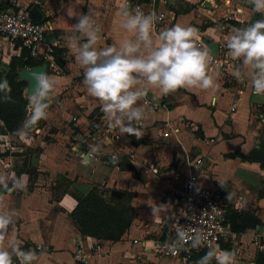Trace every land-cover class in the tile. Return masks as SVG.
Here are the masks:
<instances>
[{
	"label": "crops",
	"instance_id": "obj_1",
	"mask_svg": "<svg viewBox=\"0 0 264 264\" xmlns=\"http://www.w3.org/2000/svg\"><path fill=\"white\" fill-rule=\"evenodd\" d=\"M9 1L0 0V6H8ZM12 1L13 7H33L38 11L39 17L50 24L49 36L56 38L61 52L60 71L47 72L57 84L47 118L40 120V126L28 129L25 121L23 132L13 136L0 121V175L15 176L25 185L13 191L0 186V213L9 210L16 213L4 247L11 252L8 245L15 240L24 251L48 253L47 258L57 264H95L91 262L94 259H104V264H185L178 257L157 259L147 248L148 241L144 247L141 243L157 236V221L169 215L163 179L169 178L177 186L192 175L203 186L225 191L226 213L237 212L238 223L242 212L255 217L254 228L243 227V231L234 232L230 243L223 245L235 254L236 264H253L256 251L264 248V167L258 161L226 154L237 150L246 155L257 147V140L264 141V97L254 95L248 82H230L225 90L219 76L215 79L218 85L215 90L180 88L162 95L157 88H150L137 102L138 107L145 109L146 119L133 125L140 127L143 135L137 139L116 129L120 138L129 141L132 158L124 156L118 161L102 156L87 158L84 151L80 153L74 146V140L93 116L107 117L100 110L99 101L87 93L83 69L69 47L68 37L75 39L80 34L72 30L77 19L68 15V9L75 13L93 10L101 25L94 47L106 48L132 37L118 24L123 0H84L82 4L77 0ZM130 1L138 4L145 14L151 11L161 14L162 19L151 33L154 42L160 31L172 25L191 26L198 30L194 39L200 41L201 48H209L211 54L217 53L219 46L228 52L225 37L234 28L244 27L252 10L247 0ZM225 13L234 17L230 27L224 30L213 27L212 23L221 20ZM16 53L13 45L0 36V69L6 70L10 56ZM232 102L235 108L230 111ZM163 123L177 125L179 130L161 142L158 127ZM94 146L111 151L117 145ZM24 148L28 151H22ZM153 159L159 160V176L142 168L145 161ZM196 159L201 163L195 164ZM91 187L108 196L112 189L119 191L120 196L122 192L130 193L128 204L133 216L120 239L100 241L107 251L104 256H88L84 262H78L72 251L75 238L82 235L69 213L75 206V198ZM8 188H12L11 180ZM37 246L42 249H36ZM38 258L43 260V256ZM37 260L34 264L45 263Z\"/></svg>",
	"mask_w": 264,
	"mask_h": 264
},
{
	"label": "clouds",
	"instance_id": "obj_2",
	"mask_svg": "<svg viewBox=\"0 0 264 264\" xmlns=\"http://www.w3.org/2000/svg\"><path fill=\"white\" fill-rule=\"evenodd\" d=\"M83 2L77 0L78 4ZM247 2L252 5L253 12L264 14V0ZM68 15H75L77 19L72 30L80 36L68 39L69 47L83 69V84L87 93L99 101L108 126L118 129L120 134L134 135L137 139L143 135L141 128L133 125L146 119L145 109L138 107L137 102L147 95L150 88H157L162 95H167L180 88L215 90L218 87L215 79L219 73L210 70L213 61L211 50L197 46L194 38L198 30L194 27L172 25L160 31L154 42L151 33L162 17L155 11L145 14L139 7L132 9L129 0H123L118 24L132 37L98 49L94 45L99 39L101 25L97 23L93 10L89 8L87 13H75L68 9ZM81 39L85 42L80 43ZM225 46L233 62L241 61L233 68V77L239 83L248 82L254 95L264 97V18L247 23L245 27L234 28L225 37ZM34 80L33 91L28 96L31 106V116L25 124L28 129L47 118L49 101L57 84L47 72L34 73ZM0 93L3 94L0 100L11 101V86L7 79L0 81ZM10 180L11 189L8 188ZM0 186L13 191L25 185L15 176L0 175ZM15 215L14 210L0 213V264H13V255L19 264H34L38 259L36 250L24 251L15 240L9 242L11 252L4 247ZM186 236L184 229L178 226L177 237L181 244ZM204 239L203 234L197 233L191 238L192 247H200ZM169 251H178L176 243L169 245ZM213 260L216 264H236L233 252L217 254L215 250H209L197 264H212Z\"/></svg>",
	"mask_w": 264,
	"mask_h": 264
},
{
	"label": "built area",
	"instance_id": "obj_3",
	"mask_svg": "<svg viewBox=\"0 0 264 264\" xmlns=\"http://www.w3.org/2000/svg\"><path fill=\"white\" fill-rule=\"evenodd\" d=\"M9 1L7 7L0 9V36L8 40L13 45L18 42L19 47L26 51L27 57L38 64H46V72L58 73L60 67L55 60V48L58 47L56 38L49 36L51 32L50 24L47 21H32L27 8L22 6L13 7ZM39 4V1H35ZM123 3V1H122ZM135 8L139 7L136 3H131ZM161 17V14H159ZM234 19L232 14L225 13L221 20L213 22L212 26L217 29H228ZM198 47H202L199 40H195ZM217 53L212 54L213 61L210 70L219 73V78L224 89L227 84L235 82L241 84L231 74L233 68L240 61L233 62L230 55L222 46L217 48ZM210 74L212 72L210 71ZM27 115L30 114L31 107L26 106ZM235 104L232 102L229 110L232 111ZM72 120L75 118L72 117ZM183 126L187 124L183 123ZM189 126V125H188ZM161 142H164L170 135L176 134L179 130L177 125L161 124L159 127ZM95 143L101 145H117L111 151H104L103 148L94 146ZM74 146L79 152L84 153L87 158L98 159L100 156L110 160L118 161L122 157L132 158L133 151L129 147V141L120 138L116 129L108 126L107 119L103 115H95L78 134L74 140ZM96 149V151H93ZM104 159V158H103ZM195 164H200L201 160L196 159ZM143 169L154 176H159V160L153 159L143 163ZM166 184L165 199L169 204V215L157 221L158 234L151 239L143 240L141 245L144 247L148 241L147 248L157 259H170L178 257L185 264H194L191 260L195 252L201 250H215L217 254L222 251L223 245L230 243L234 231L226 219L227 194L218 187L210 188L197 182V179L190 175L180 185L174 186L169 178H164ZM182 227L187 233L185 242L178 241L177 227ZM197 233L204 235L203 244L192 247L191 238ZM163 235V237H161ZM137 243V240H132ZM176 243L178 251H169V245ZM36 249H42L37 246ZM107 253L101 242L90 236H78L75 238V245L72 257L75 261L84 262L88 256L102 257ZM13 264H19L13 255ZM215 261V260H214ZM216 264V261H215Z\"/></svg>",
	"mask_w": 264,
	"mask_h": 264
},
{
	"label": "trees",
	"instance_id": "obj_4",
	"mask_svg": "<svg viewBox=\"0 0 264 264\" xmlns=\"http://www.w3.org/2000/svg\"><path fill=\"white\" fill-rule=\"evenodd\" d=\"M5 7L7 6L2 4L0 9ZM250 8L252 9V5ZM27 11L32 21H45L39 17L35 8H27ZM13 48L17 50V53L10 56L6 70L0 69V81L7 79L11 86L10 95L12 97L9 102L0 100V121L6 132L17 136L23 125L28 100L22 93L25 82L17 79L16 71L21 67L28 68L34 65L35 61L27 57L26 51L19 47L18 42L13 44ZM60 52L59 47L55 48V60L58 65L60 64ZM2 95L0 93V96ZM256 145L257 147L251 149L246 155L235 150L226 156H238L241 159L258 161L260 166L264 167V141L257 140ZM22 151L27 152L28 150L24 148ZM130 197V193L122 192L119 198H112L108 195L105 198L100 190L91 187L84 195L75 198L76 203L70 211L69 217L80 235L90 236L99 241H117L129 227L133 216L132 208L128 204ZM124 198L127 204L123 203ZM237 218L238 215L235 211H232L231 214L226 213V219L231 229L234 232H241L244 228L239 225ZM223 249L228 251L226 246H223ZM208 251L195 252L191 260L197 264V261ZM252 262L253 264H264V248L256 251ZM212 264H215L214 260Z\"/></svg>",
	"mask_w": 264,
	"mask_h": 264
},
{
	"label": "water",
	"instance_id": "obj_5",
	"mask_svg": "<svg viewBox=\"0 0 264 264\" xmlns=\"http://www.w3.org/2000/svg\"><path fill=\"white\" fill-rule=\"evenodd\" d=\"M262 18H263L262 13L253 12V9H252L250 17L247 20L245 26L247 25V23L251 24ZM45 69H46L45 63L38 64L37 62H35L34 65L28 68L21 67L16 71L17 79L19 81L25 82V87L23 91V94L25 96H29V93L33 91L34 84H35L34 73L46 72ZM109 196L112 198H118L120 196V193L119 191L112 189L109 192ZM239 225L247 229H252L254 228V225H255V217L247 212H242L239 215Z\"/></svg>",
	"mask_w": 264,
	"mask_h": 264
},
{
	"label": "rangeland",
	"instance_id": "obj_6",
	"mask_svg": "<svg viewBox=\"0 0 264 264\" xmlns=\"http://www.w3.org/2000/svg\"><path fill=\"white\" fill-rule=\"evenodd\" d=\"M23 91H24V89H23ZM23 93V92H22ZM27 105L26 106H29V107H31L30 106V103H29V99L27 98ZM30 116H31V111H30V114L29 115H27V108H26V111H25V117H24V121H23V124H24V122L25 121H27L29 118H30ZM39 123H40V121L38 122V125H39ZM40 126V125H39ZM23 125H22V128H21V130H20V133L21 132H23ZM105 198L107 197V194H105V195H103ZM125 198L123 199V203L124 204H127L126 202H125ZM38 256H43V260H42V258H38V263H42L43 261H45V263H43V264H57L54 260H52L50 257L49 258H47V256H48V253H45V255H43V254H39ZM47 262V263H46ZM92 263H95V264H104L105 263V261H104V259H101L100 261L99 260H97V259H94L93 261H91ZM87 264H90L89 262L87 263Z\"/></svg>",
	"mask_w": 264,
	"mask_h": 264
}]
</instances>
